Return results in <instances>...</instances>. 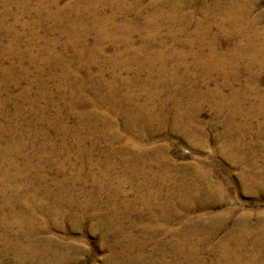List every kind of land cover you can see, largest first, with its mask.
Masks as SVG:
<instances>
[{
    "label": "rangeland",
    "instance_id": "1",
    "mask_svg": "<svg viewBox=\"0 0 264 264\" xmlns=\"http://www.w3.org/2000/svg\"><path fill=\"white\" fill-rule=\"evenodd\" d=\"M41 1L0 0V156L17 168L0 158V173L23 180L17 195L0 175V264H264V70L196 64L198 48L184 43L203 18L171 24L168 0H102L93 14L96 0H58L55 18ZM96 18L109 33L99 45ZM125 27L130 49L166 54V91L152 104L157 84L142 88L134 64L108 93ZM222 35L218 53L240 42ZM215 84L222 93L206 96ZM134 102L153 111L137 118ZM204 176L224 200L202 189ZM246 216L255 231L242 239Z\"/></svg>",
    "mask_w": 264,
    "mask_h": 264
},
{
    "label": "bare ground",
    "instance_id": "2",
    "mask_svg": "<svg viewBox=\"0 0 264 264\" xmlns=\"http://www.w3.org/2000/svg\"><path fill=\"white\" fill-rule=\"evenodd\" d=\"M100 1H102V0H96L95 3H91V4H87V2H86V14H88V13L93 14L95 12V9H96V4H98ZM109 1L115 3L118 0H109ZM134 1L139 4L142 0H134ZM25 2H27V1H25ZM168 3L170 5L169 11L161 13V14H163L162 15L163 17H167L168 19H170L171 24H174V17H177L178 15H182L183 18L186 20V23H188L189 19H192L194 17L195 18L196 17L203 18V22L197 23L196 31H194L195 33L193 36H191V39H189L188 41H186L184 43L185 46L198 48L197 51H198L199 55L195 61L196 64H199V62L202 61L201 59L203 57H205L207 60H209L210 63H213V70H218V69L224 70L226 65H227V67L231 66L234 68L235 67L234 64L236 62L246 60V62H247L246 69L247 70H250L254 66H257L259 71L264 70V26L260 27V22L264 19V5H263L264 0H168ZM39 6L41 9H43V11H44V9H52V7L53 8L57 7V9L53 13L49 14L50 18L56 17V15L54 14L55 12L57 15L60 16L65 11L64 8L58 7V0H50L49 4H44L41 1ZM162 11H164V10H162ZM137 12L140 13L141 9L138 8ZM154 14H155V12H154ZM156 16L158 17V15H156ZM157 17L156 18H153V17L149 18L148 23L150 24V26L151 25L156 26L158 24V20L160 18L159 17L157 18ZM215 20H218V28L220 30V33L211 35L212 34V28H213V24H212L213 22L212 21H215ZM163 21H164V19H163ZM93 24L98 26V31L96 32L97 36H98V42L96 43V45H99L102 42L101 40L106 38L108 36L107 34H109V33L107 32V29L105 28L106 27L105 23L102 24L97 18L94 20ZM87 25L88 24L86 23V28L87 29L90 28V27H87ZM158 27H159V25H158ZM187 28H188L187 24L184 23L181 27L180 32H186ZM167 29H169V28H167ZM171 29H173V28H171ZM124 31L126 32L127 36L123 42H124L127 49H125L123 51H117V53L114 57V60H116V62L114 64L113 68L111 69L112 73H113V79L107 84L108 93L110 95L115 94V93H119L118 91L121 89L119 84H118V77H119L118 70H120L121 66L124 65L127 69L131 70L132 66H130V65L134 64L135 70H136V73H135L136 76H139V73L141 70H143V69L146 70L147 77H146L145 82L141 85L142 88L145 87L144 89L148 90L149 88L147 86L157 84V89L154 90V92L152 90H150L151 91L150 102L152 104L153 102L156 101V99H158V96H160V94L162 92L166 91L165 86L163 84V82L166 80L167 75H168L164 69V65H165V61H166V54L161 52L160 50L159 51L157 50V51L145 52L143 49L139 48L140 46L136 49H130L131 39L128 36L130 33L129 27H125ZM87 33L88 32L86 30V36H87ZM152 34L155 35L154 32H152L150 34L151 38H153ZM222 34H224L225 38H229L230 36H232V37L234 36L235 38L239 37L240 42L239 43L233 42L231 44V42L228 41L226 43L229 47H231V50H229V52H227V53H218L216 51V48H217V46L221 45L219 38L223 36ZM250 35H253L254 37H256L257 38L256 41H252L250 39V37H251ZM174 38H176V36ZM173 43H176V41H173ZM11 46L12 45H10L9 48H11ZM87 46L88 45H86V47ZM205 47L209 49L208 50L209 52H207L206 54L204 52H202L203 48H205ZM199 49H201V50H199ZM96 57H97V55H95L94 58H96ZM179 64L180 63L176 62L173 67L176 68L179 66ZM156 65L160 67V71H156ZM128 66H130V67H128ZM4 69H2V70H4ZM154 75H157V80L153 79ZM173 78H175V77L172 76L171 79H173ZM215 90L217 91V93L206 92L205 93L206 96L208 95L210 97H214L218 93H222V87L220 85L215 84ZM201 95H203V94L197 93L195 96L199 97ZM125 97H126V100H129V102L132 101V103H133V96H132V93H130V91H128V93L126 94ZM203 97H205V96L203 95ZM221 100H222V102H224L223 101L224 98H222ZM134 106H135V113L134 114L137 116V118L141 117L143 115V113L150 112L153 109V108L149 109L148 105L141 104L139 102H134ZM231 114H232L231 118L234 120L237 117V114H239L238 109L234 108L232 110ZM147 115H148V118L150 121L159 120L160 115L162 116V114H155V113H151V114H147ZM180 119H181V117L178 116V120H180ZM0 158H1V161L3 163L5 162V164L7 163V165H9L10 169H14V170L17 169L16 163H14L13 161L9 162L8 159L6 158V151L2 152ZM0 175H2L1 179H3V182H2V189L3 190H13L14 192H16L17 195L21 192V189L23 186V180H22V182L18 181L19 179L22 178V172H20V170H17L15 174H10L8 172L3 171L0 173ZM168 177L169 176H161V179L159 178L160 180L157 179V181H159V184L161 183L162 185H164L162 182H164L166 180V178H168ZM202 180H203V186H204L202 189L210 188V189H212V192L214 191L219 195L221 201L224 200L222 197L225 194L223 193V190L220 186H213L210 183V180L205 176L202 177ZM259 181H261V180H259ZM245 182H246V180H245ZM263 183H264V181H263ZM250 185H252V184H250ZM210 186H212L214 188H211ZM22 200H23V198H22ZM210 204H211V202H207L203 205H210ZM187 208H189V205L185 206V209H187ZM241 221L244 224V229H243V231H241L238 234V236L241 237L242 239H246V236L248 237L253 232V230L255 231V229L252 230V228L249 227L248 224H246V222L248 221V216L242 217ZM242 248H243V246H242ZM250 264H254V263L250 262Z\"/></svg>",
    "mask_w": 264,
    "mask_h": 264
}]
</instances>
